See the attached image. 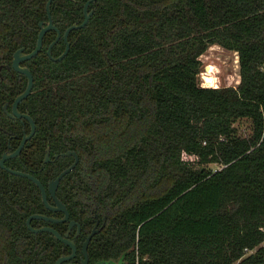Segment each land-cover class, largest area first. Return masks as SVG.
<instances>
[{"label": "trees", "instance_id": "16d2710c", "mask_svg": "<svg viewBox=\"0 0 264 264\" xmlns=\"http://www.w3.org/2000/svg\"><path fill=\"white\" fill-rule=\"evenodd\" d=\"M85 1H52L62 31L83 20ZM46 2L0 0V126L18 134L0 127V158L30 130L27 118L24 125L3 108L27 84L6 63L18 47L36 45ZM90 7L62 59L48 53L57 33L50 29L25 61L35 80L19 108L37 126L6 164L47 184L74 159L54 154L78 152L57 193L81 223L77 257L96 213L107 215L89 243V264H264V0H92ZM215 42L238 50L237 85L200 83V55ZM65 46L62 36L52 54ZM242 116L252 120L248 135L235 126ZM48 145L53 159L45 160ZM33 212L63 214L46 207L32 179L0 164V264H55L71 250L51 231L32 230ZM32 224L67 228L42 218Z\"/></svg>", "mask_w": 264, "mask_h": 264}, {"label": "water", "instance_id": "95a60500", "mask_svg": "<svg viewBox=\"0 0 264 264\" xmlns=\"http://www.w3.org/2000/svg\"><path fill=\"white\" fill-rule=\"evenodd\" d=\"M52 1L53 0H47L46 7L48 10V14H49V21L47 24H44V20L40 21L41 29L39 31V35H38V39H37V43H36L35 47L33 49H31L30 51H25L24 46H21L14 51L12 66H13V68L25 73L28 81H27L26 87L15 96L13 103H12V110H8V108H7L9 101H7L4 104V108L10 116H18V117L27 118L31 124V129L29 132H26L23 135L20 143L18 144V146L15 149H13V150L6 149L3 151L2 156L0 158V164L2 167L6 168L10 172L20 174V175H24V176H27L30 179H32L39 186V188L41 190L42 199H43L45 205L48 208H51L53 210H60L63 212V215H61V216H55V215L47 214L44 212H34V213H31L27 217V224L32 230H34V231L49 230L58 239H60L61 241H63L64 243L68 244L71 247L72 251L70 253H68V254L64 253L56 259L55 264H61V262L64 259H68V258L70 259L71 257H73L76 254L77 244H76L75 239L70 236V232H71V229H72L74 224L78 225V230H80L81 225H80V222L78 220H76L75 218H70V210H69L66 202L57 194V189H58V186H59V183H60L62 177L67 172H69L71 169H73L75 167V165L77 164V162L79 160L78 152L74 149H67V150L61 152L62 155L73 154L74 160L68 166L63 168L54 178H51L47 185L40 179L39 176H37L33 172H31L29 170L22 169V168H16V167L10 166V165L6 164V162H5L6 159H8L9 157L19 155L21 153V150L23 149L26 141L33 135V133L36 130V121H35L34 117L31 115V113L28 111H22L19 109V102L31 92L33 85H34V74L31 70V68L26 64H22L21 61H23L27 58H30L39 52V50L43 46V39H44L45 31L49 28H52V27L57 29V36L49 44L48 53L54 59H62L70 49L71 42H70V40L67 39L65 49L57 56L52 54V46L55 43V41H57L59 39V37L61 36L60 28L56 24H54V22H53V15L51 12ZM90 1L91 0H87L85 3V7H84L85 16H84L83 20L81 22H74L67 27V29L65 31V37L66 38L68 36L69 31L72 28L78 27V26H83L89 20L91 14L93 13V8L89 9ZM8 66H11V65L8 64ZM0 67H1V65H0ZM57 155H59V154L57 153L56 156ZM49 159H51L50 145L47 146L46 154H45V160H49ZM48 192L51 194V196L54 200V203H52L49 200ZM33 218H42V219L48 220V221L69 220L68 229L65 232H61L57 227H55L51 224H42L39 226H34L31 223ZM99 230H100V227L95 225L92 228V230L87 234L86 238L84 239V241L82 243L83 258L81 260V263L68 262L67 264H88V262H89L88 246H89V243H90L93 235L96 232H98ZM100 262H99V264H102V263L110 264L111 263V261H109V260H102Z\"/></svg>", "mask_w": 264, "mask_h": 264}, {"label": "rangeland", "instance_id": "374dc122", "mask_svg": "<svg viewBox=\"0 0 264 264\" xmlns=\"http://www.w3.org/2000/svg\"><path fill=\"white\" fill-rule=\"evenodd\" d=\"M202 59V69L199 73L201 84L217 86L214 84V76L218 77L219 85H237L240 81L239 52L236 49L227 48L220 43H212L200 55ZM208 65V66H207ZM212 65V70L208 68ZM238 134L248 135L252 132V120L250 117L242 116L235 121ZM214 169L221 165L211 162Z\"/></svg>", "mask_w": 264, "mask_h": 264}, {"label": "flooded vegetation", "instance_id": "af4514ba", "mask_svg": "<svg viewBox=\"0 0 264 264\" xmlns=\"http://www.w3.org/2000/svg\"><path fill=\"white\" fill-rule=\"evenodd\" d=\"M87 1V0H86ZM86 1H85V3H86ZM92 1V0H91ZM91 1H90V3H91ZM47 3V2H46ZM85 3H84V7H85ZM52 4V3H51ZM83 7V8H84ZM47 8V7H46ZM92 7H90V4H89V9H91ZM93 11H94V8H93ZM47 12H48V10H47ZM51 12H52V8H51ZM53 15V14H52ZM92 15V14H91ZM48 16H49V14H48ZM84 16H85V12H84ZM91 17V16H90ZM42 20H44V19H42ZM41 21V20H40ZM48 21H49V18L47 19V20H44V24H47L48 23ZM53 22H54V18H53ZM75 22H78V21H75ZM74 23V22H73ZM39 24H40V22H39ZM54 24H56L55 22H54ZM57 25V24H56ZM71 25V24H70ZM58 26V25H57ZM59 27V26H58ZM78 27H81V26H78ZM60 28V27H59ZM75 28V27H74ZM40 29H41V25H40V27H39V31H40ZM50 29H55L56 31H57V29L56 28H54V27H52V28H49V29H47L46 31H45V34H46V32L48 31V30H50ZM67 29V28H66ZM66 29L64 30V31H62V29L60 28V30H61V36L59 37V39L58 40H60V38L63 36L65 39H66V43H67V39L68 40H70L69 39V34H70V32H71V30L73 29H71L70 31H69V33H68V36H67V38L65 37V31H66ZM45 34H44V36H45ZM38 35H39V32H38ZM56 36H57V33H56ZM56 36H55V38H56ZM54 38V39H55ZM38 39V38H37ZM53 39V40H54ZM52 40V41H53ZM57 40V41H58ZM51 41V42H52ZM57 41H55V43L57 42ZM70 42H71V40H70ZM37 43V42H36ZM43 43H44V39H43ZM54 43V44H55ZM53 44V45H54ZM22 46H24V45H22ZM21 47V46H20ZM35 47V46H34ZM49 47V46H48ZM53 47V46H52ZM66 47V46H65ZM19 48V47H18ZM42 48V47H41ZM33 49V48H32ZM65 49V48H64ZM24 50H25V46H24ZM25 51H27V50H25ZM30 51V50H29ZM40 51V50H39ZM13 55H14V53H13ZM31 58V57H30ZM27 59H29V58H27ZM27 59H25V60H23V61H21V63L22 64H26L25 63V61L27 60ZM12 60H13V58H12ZM12 60H11V62L9 63V62H7L6 64H7V67L9 68V69H11L13 72H14V70H17V69H15V68H13V66H12ZM8 64L9 65H11V66H8ZM0 65H1V67H0V75H2V72H1V69L3 68V62H1L0 63ZM27 65V64H26ZM19 71V70H18ZM33 72V71H32ZM25 74V73H24ZM34 74V73H33ZM34 80H35V77H34ZM27 81H28V79H27ZM27 85V84H26ZM34 86V85H33ZM26 87V86H25ZM32 91V90H31ZM18 94V93H17ZM16 94V95H17ZM30 94V93H29ZM28 94V95H29ZM27 95V96H28ZM15 98V97H14ZM24 99V98H23ZM22 99V100H23ZM14 100V99H13ZM21 100V101H22ZM7 101H9V103H8V105H7V108H8V110H12V103H13V101L11 102L10 100H6L5 101V103L7 102ZM20 101V102H21ZM20 102H19V104H20ZM4 103V104H5ZM4 104H3V108H4ZM9 106H10V108H9ZM20 109V108H19ZM4 110H5V108H4ZM21 110V109H20ZM5 112L7 113V111L5 110ZM29 112V111H28ZM8 114V113H7ZM9 115V114H8ZM10 116V115H9ZM10 117H13V118H15V117H18V116H10ZM18 118H21L23 121V123H24V125H25V122H24V118L25 117H18ZM36 126H37V123H36ZM1 128H3L4 130H6L7 128H5V127H3V126H0ZM30 129H31V124H30ZM7 131H9L10 132V136H16L17 137V133H12V131H10V130H8L7 129ZM30 131V130H29ZM29 131H26V132H29ZM36 131V130H35ZM26 132H24V134L26 133ZM35 133V132H34ZM33 133V134H34ZM23 134V135H24ZM33 136V135H32ZM31 136V137H32ZM23 137V136H22ZM30 137V138H31ZM22 139V138H21ZM21 139H20V141H21ZM27 142V141H26ZM20 143V142H19ZM8 145H9V147H11V145H12V143L11 142H9L8 143ZM68 149H71V148H68ZM67 150V149H66ZM59 154V155H62L61 154V152H56L55 154H54V156L55 157H57V156H59V155H57L56 156V154ZM67 155H73V154H67ZM15 156H18V155H15ZM74 156V155H73ZM13 157V156H12ZM79 158H80V156H79ZM51 159H53L52 157H51ZM50 160V159H49ZM74 160V159H73ZM72 160V161H73ZM79 161V160H78ZM35 174V173H34ZM52 178H54V177H52ZM63 178V177H62ZM51 178H49V180H50ZM49 180H48V182H49ZM48 182H47V184H48ZM46 184V185H47ZM60 184V183H59ZM59 187V186H58ZM58 190V189H57ZM58 194V193H57ZM48 198H49V200L52 202V203H54V200H53V198H52V196H51V194L48 192ZM47 207V206H46ZM48 208V207H47ZM49 209H51V208H49ZM53 210V209H52ZM34 213V212H33ZM45 213V212H44ZM48 214V213H47ZM30 215V214H29ZM63 215V214H62ZM106 217H107V215H105V216H103V217H101L99 214H98V212L96 213V220H95V222H94V224H93V226H92V228L95 226V225H97L98 227H100V229L104 226V224L106 223ZM71 218V217H70ZM34 219V218H33ZM33 219H32V221H33ZM77 220V219H76ZM32 221H31V223H32ZM48 221V220H47ZM66 222H67V228H66V230L68 229V225H69V220H65ZM26 222H27V219H26ZM80 222V221H79ZM33 225V224H32ZM80 225H81V223H80ZM35 226V225H34ZM76 227V231L72 234V231H73V229ZM92 228H91V230H92ZM65 230V231H66ZM90 230V231H91ZM64 231V232H65ZM81 232H82V229H81V226H80V230H78V225L77 224H74L73 225V227H72V229H71V232H70V236L72 237V238H74L75 239V241H76V244H77V238H78V236L81 234ZM87 236V235H86ZM86 236L84 237V239L86 238ZM84 239L82 240V243H83V241H84ZM82 243H81V251H82ZM66 244V243H65ZM68 245V244H67ZM69 246V245H68ZM71 248V247H70ZM78 248H79V246H78V244H77V252H76V254L73 256V257H71L70 259L68 258V259H64L62 262H61V264H67L68 262H78V263H81V260H82V258H83V251H82V254H80L78 257H77V253H78ZM72 251V249L71 250H69V251H64L62 254H68V253H70ZM61 254V255H62ZM59 257V256H58ZM57 257V258H58ZM89 259H90V256H89ZM56 261V260H55ZM100 261H102V260H100ZM99 261V262H100ZM99 262H98V264H99ZM101 263V262H100ZM88 264H89V262H88ZM102 264H104V263H102Z\"/></svg>", "mask_w": 264, "mask_h": 264}, {"label": "built area", "instance_id": "2783aa9c", "mask_svg": "<svg viewBox=\"0 0 264 264\" xmlns=\"http://www.w3.org/2000/svg\"><path fill=\"white\" fill-rule=\"evenodd\" d=\"M208 66V65H207ZM213 68H212V65L208 68L209 71H211ZM204 85V84H203ZM213 85H219V82H218V77L217 76H214V84Z\"/></svg>", "mask_w": 264, "mask_h": 264}]
</instances>
